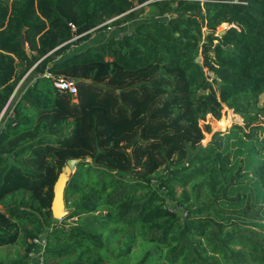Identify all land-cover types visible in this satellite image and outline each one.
Wrapping results in <instances>:
<instances>
[{
  "label": "trees",
  "instance_id": "trees-1",
  "mask_svg": "<svg viewBox=\"0 0 264 264\" xmlns=\"http://www.w3.org/2000/svg\"><path fill=\"white\" fill-rule=\"evenodd\" d=\"M239 1L0 0V248L21 241L17 264L36 239L43 264H264V0ZM226 108L243 123L213 131Z\"/></svg>",
  "mask_w": 264,
  "mask_h": 264
},
{
  "label": "rangeland",
  "instance_id": "rangeland-1",
  "mask_svg": "<svg viewBox=\"0 0 264 264\" xmlns=\"http://www.w3.org/2000/svg\"><path fill=\"white\" fill-rule=\"evenodd\" d=\"M146 10L148 11V8H146ZM146 20V14L141 16L138 20L133 21L132 23L127 22L124 23L118 27H115L114 25H111V28H105V29H101L99 31H92L90 38L86 41H83L82 43L79 44V48H85L87 45L93 43V44H97L98 42H101L107 38L110 37H119L125 33H128L130 31H132L134 25L140 21H145ZM227 27L226 26H222L218 28V32H222L223 30H225ZM261 103H264V95L261 96ZM233 111L229 110V109H225L224 110V116H223V121L222 123L218 126V128H216L213 123H212V118H210V123L212 125L213 131L217 132H226L234 123H239L242 124L243 123V118L237 114H234ZM207 122H203L201 121V124H205ZM230 123V125L228 126V124ZM219 129H223V130H219ZM212 138V134H206L205 135V140L203 142L204 145H207ZM179 192H181V190L179 189ZM67 226L72 225V221H69L66 223ZM137 250V249H136ZM40 252V251H39ZM24 253L23 251V247H22V243L21 241L14 246H5V247H1L0 248V264H17L19 262V260L21 259V257L23 256L22 254ZM136 254L139 255V251H135ZM35 258V257H33ZM31 261V260H29ZM37 261V259H35L33 262Z\"/></svg>",
  "mask_w": 264,
  "mask_h": 264
},
{
  "label": "water",
  "instance_id": "water-1",
  "mask_svg": "<svg viewBox=\"0 0 264 264\" xmlns=\"http://www.w3.org/2000/svg\"><path fill=\"white\" fill-rule=\"evenodd\" d=\"M228 27V25H227ZM21 41L24 42V37H21ZM199 62V59L196 60ZM77 160H70L59 174V178L54 187V199L52 204L53 218L58 221H62L68 214L67 205L65 202V189L71 176L76 171ZM44 244V241L43 243Z\"/></svg>",
  "mask_w": 264,
  "mask_h": 264
},
{
  "label": "built area",
  "instance_id": "built-area-1",
  "mask_svg": "<svg viewBox=\"0 0 264 264\" xmlns=\"http://www.w3.org/2000/svg\"><path fill=\"white\" fill-rule=\"evenodd\" d=\"M223 2H228V3H240L239 0H223ZM117 18H114L112 20H109L105 22L104 24L98 26V28L110 25L112 21H114ZM108 28H111L110 26ZM46 76H50V74H46ZM54 85L58 92L63 93V92H69L73 96H77L78 94V87L75 83L74 80L66 78V77H59L55 80ZM34 243L36 244V248L34 251L30 254V262L29 264H35L33 262V259H37L38 264H43V241L40 239L34 240ZM40 251V252H39ZM35 257V258H33Z\"/></svg>",
  "mask_w": 264,
  "mask_h": 264
},
{
  "label": "crops",
  "instance_id": "crops-1",
  "mask_svg": "<svg viewBox=\"0 0 264 264\" xmlns=\"http://www.w3.org/2000/svg\"><path fill=\"white\" fill-rule=\"evenodd\" d=\"M34 260H35V259H33V261H34ZM34 263H35V264H38V261H35Z\"/></svg>",
  "mask_w": 264,
  "mask_h": 264
},
{
  "label": "bare ground",
  "instance_id": "bare-ground-1",
  "mask_svg": "<svg viewBox=\"0 0 264 264\" xmlns=\"http://www.w3.org/2000/svg\"><path fill=\"white\" fill-rule=\"evenodd\" d=\"M225 26H226V25H225ZM234 114H235V113H234ZM234 114H233V115H234Z\"/></svg>",
  "mask_w": 264,
  "mask_h": 264
}]
</instances>
